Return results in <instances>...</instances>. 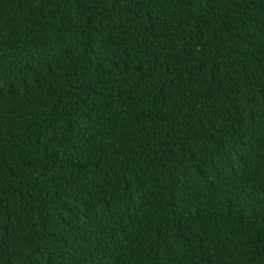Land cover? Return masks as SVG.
<instances>
[{
  "label": "trees",
  "instance_id": "1",
  "mask_svg": "<svg viewBox=\"0 0 264 264\" xmlns=\"http://www.w3.org/2000/svg\"><path fill=\"white\" fill-rule=\"evenodd\" d=\"M0 264H264V0H0Z\"/></svg>",
  "mask_w": 264,
  "mask_h": 264
}]
</instances>
